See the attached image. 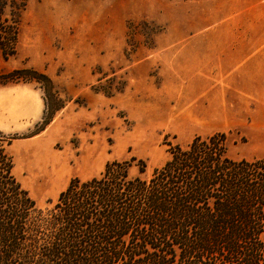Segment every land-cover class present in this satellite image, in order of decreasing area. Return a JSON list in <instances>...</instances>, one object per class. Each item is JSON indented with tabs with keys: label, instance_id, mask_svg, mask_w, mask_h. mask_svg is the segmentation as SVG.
<instances>
[{
	"label": "rangeland",
	"instance_id": "rangeland-1",
	"mask_svg": "<svg viewBox=\"0 0 264 264\" xmlns=\"http://www.w3.org/2000/svg\"><path fill=\"white\" fill-rule=\"evenodd\" d=\"M6 2L18 39L0 75L42 72L62 100L40 130L42 85L0 86V132L38 207L113 162L148 178L197 136L225 133L231 159H264V0Z\"/></svg>",
	"mask_w": 264,
	"mask_h": 264
},
{
	"label": "trees",
	"instance_id": "trees-1",
	"mask_svg": "<svg viewBox=\"0 0 264 264\" xmlns=\"http://www.w3.org/2000/svg\"><path fill=\"white\" fill-rule=\"evenodd\" d=\"M0 0V59L16 53L18 20ZM2 57V58H1ZM36 81L46 110L62 107L53 82L33 69L0 75V86ZM13 137L0 132V264H258L264 258V159L233 160L227 135L171 146L150 177L113 162L73 179L38 207L14 174ZM139 173L146 171L139 160Z\"/></svg>",
	"mask_w": 264,
	"mask_h": 264
}]
</instances>
